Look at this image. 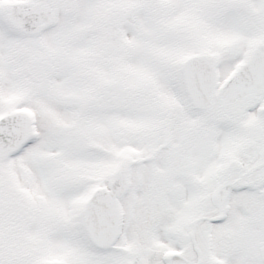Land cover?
<instances>
[{"label": "snow or ice", "instance_id": "obj_1", "mask_svg": "<svg viewBox=\"0 0 264 264\" xmlns=\"http://www.w3.org/2000/svg\"><path fill=\"white\" fill-rule=\"evenodd\" d=\"M0 264H264V0H0Z\"/></svg>", "mask_w": 264, "mask_h": 264}]
</instances>
